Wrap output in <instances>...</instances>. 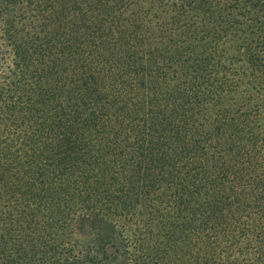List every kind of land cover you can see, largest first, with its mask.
<instances>
[{
  "label": "trees",
  "instance_id": "trees-1",
  "mask_svg": "<svg viewBox=\"0 0 264 264\" xmlns=\"http://www.w3.org/2000/svg\"><path fill=\"white\" fill-rule=\"evenodd\" d=\"M168 19L169 76L127 45L13 64L0 36V95L37 81L0 106V264H264V117L175 64Z\"/></svg>",
  "mask_w": 264,
  "mask_h": 264
},
{
  "label": "rangeland",
  "instance_id": "rangeland-1",
  "mask_svg": "<svg viewBox=\"0 0 264 264\" xmlns=\"http://www.w3.org/2000/svg\"><path fill=\"white\" fill-rule=\"evenodd\" d=\"M0 11V36L15 50L9 57L13 64L35 68L46 62L36 52L58 47L76 52L77 62L91 68L100 48L127 45L155 58L156 70L167 76L172 74L171 61L159 57L172 30L168 18L174 14L184 20L174 26L172 63L183 66L192 59L199 70L210 65L205 76L223 81L226 100L237 98L243 108L264 117V0H0ZM201 37L208 44L203 51L197 44ZM32 76L21 77L4 91L0 106L17 98L23 84L37 86ZM11 206L0 198V235H9L8 228L14 227Z\"/></svg>",
  "mask_w": 264,
  "mask_h": 264
}]
</instances>
